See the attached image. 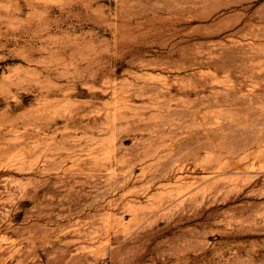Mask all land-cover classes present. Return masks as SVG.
<instances>
[{"label": "rangeland", "instance_id": "rangeland-1", "mask_svg": "<svg viewBox=\"0 0 264 264\" xmlns=\"http://www.w3.org/2000/svg\"><path fill=\"white\" fill-rule=\"evenodd\" d=\"M0 264H264V0H0Z\"/></svg>", "mask_w": 264, "mask_h": 264}]
</instances>
